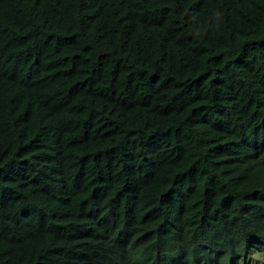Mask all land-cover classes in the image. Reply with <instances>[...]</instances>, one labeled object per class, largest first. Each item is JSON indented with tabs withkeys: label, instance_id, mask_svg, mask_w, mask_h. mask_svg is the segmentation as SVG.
<instances>
[{
	"label": "trees",
	"instance_id": "trees-1",
	"mask_svg": "<svg viewBox=\"0 0 264 264\" xmlns=\"http://www.w3.org/2000/svg\"><path fill=\"white\" fill-rule=\"evenodd\" d=\"M0 264H264V0H0Z\"/></svg>",
	"mask_w": 264,
	"mask_h": 264
}]
</instances>
